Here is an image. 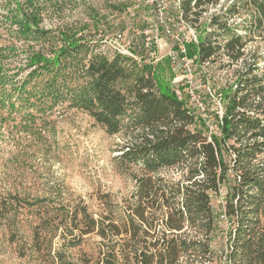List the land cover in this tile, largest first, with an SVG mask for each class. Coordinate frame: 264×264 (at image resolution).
Segmentation results:
<instances>
[{
	"label": "rangeland",
	"instance_id": "obj_1",
	"mask_svg": "<svg viewBox=\"0 0 264 264\" xmlns=\"http://www.w3.org/2000/svg\"><path fill=\"white\" fill-rule=\"evenodd\" d=\"M177 1L0 0V264H54L55 252L64 253L73 264H83L84 258L89 260L88 264H102L104 252H109L115 242L130 241V234L113 236L108 231L103 239L92 233L78 242V238H73L78 233L76 230L72 236L63 232L64 227L58 224L61 215L81 202L95 218L104 217L105 224L113 223L122 232L129 218L140 224L131 212L142 203L147 206L144 213L147 225L143 228L147 227L144 230L149 235L154 234V229L155 232L165 229L168 212L161 205L182 204L180 195L173 193L200 179L192 177L189 166L193 162L190 161L151 172L142 167L141 159L123 155L128 146L149 137L146 130L142 132L128 125L126 115L122 116L119 131L108 134L82 108L69 105L70 99L45 115H26L24 109L15 114L10 113L9 108V103L19 104L16 85L31 70L26 67L28 56L37 53L52 56L51 52L66 42L84 43L89 48L70 61L73 71L94 54L112 57L117 33L130 42L129 51L136 55L140 52L156 55L159 48L164 52L174 49V43L163 35V26L167 24L172 28L171 24L176 23ZM203 1L205 3L196 9L200 12L198 17L189 13L198 42L206 39L223 45L228 40L226 33L232 30L235 34L240 32L244 45L241 61L236 63L218 52L196 73L205 117L202 119L193 112L196 119L190 129L208 137L212 127L211 137L219 134L215 108L219 103L222 111L225 110L243 73L251 71L249 78L264 75V24L259 25V17L248 0ZM232 6L234 13L225 17ZM215 17L221 29L211 25V18ZM168 18L172 22L167 21ZM21 21H27L31 27L29 34L18 30ZM144 38H150V50L143 47ZM195 46L196 43L187 46L191 59L196 58ZM154 59L151 57L148 62L144 58L141 63L148 66L158 80L165 82L173 94L174 90L183 92V86L172 84L167 59L158 62ZM6 79L14 85L11 92ZM41 80L36 78L35 82ZM81 82L82 79L76 77L68 84L74 89L73 86H80ZM257 86L263 91L246 101L249 111L253 112L258 105L257 108L264 109V82L255 88ZM257 161L264 162V153L257 156ZM224 193L221 189L220 195L211 196L216 228L209 235L211 259L208 264L225 262V237L230 226L223 216ZM56 215L60 217L55 220ZM39 225L43 227L39 234L46 237L39 243L38 252L34 247V233ZM183 225L181 232L192 236L189 225ZM149 237L142 239L153 242L154 237ZM131 242L136 241L127 243ZM128 264L137 263L131 260Z\"/></svg>",
	"mask_w": 264,
	"mask_h": 264
},
{
	"label": "trees",
	"instance_id": "obj_2",
	"mask_svg": "<svg viewBox=\"0 0 264 264\" xmlns=\"http://www.w3.org/2000/svg\"><path fill=\"white\" fill-rule=\"evenodd\" d=\"M179 1L182 16L194 23L189 16L198 17L200 12L196 9L205 2ZM248 3L255 8L259 25L264 24V0H248ZM234 11V6L230 7L225 17ZM212 25L222 28L218 17L213 18ZM18 27L22 34L31 32L27 21L19 22ZM226 34L228 40L223 45L206 39L198 42L195 46L197 61H210L218 52L234 62L241 59L244 47L241 37L232 30ZM86 49L89 48L84 43L66 42L53 50L52 56L38 53L28 56L26 67L31 70L16 85L19 104L9 103L10 113L19 114L16 111L24 109V114L31 116L32 113L51 114L56 105L70 99L69 105L82 108L108 134L119 131L122 116L126 115L128 125L142 132L146 130L149 137L128 146L123 155L141 159L142 167L151 172L190 161L193 162L189 166L192 177L200 179L173 193L180 195L182 204L161 205L168 212L165 229L158 232L154 229V234L149 235L144 230L147 227L143 228L147 225L144 218L147 206L142 203L131 212L140 224L129 218L120 232V227L110 222L105 224L104 217L95 218L78 202L58 220L64 227L63 232L72 236L76 230L78 233L73 238H78V242L92 233L105 239L108 231L113 236L130 234L129 240L136 241L115 242L109 252H104L102 264H128L131 260L137 264H208L211 259L209 235L216 228L211 196L220 195L224 189L223 216L230 226L225 237L224 264H264V162L257 161V156L264 153V109L257 108L258 105L255 112L249 111L246 102L263 91L261 86L255 88V85L264 82V75L249 78L251 71L243 73L219 122V134L207 140V136L190 129L196 119L193 111L176 98L165 82L151 74L148 66H138L130 58L117 54L112 57L94 54L86 62L81 61L74 71V68L70 70V61ZM35 77L42 80L35 82ZM76 77L82 82L73 89L68 81ZM7 79L11 92L14 85ZM241 92L245 94L238 96ZM59 217L56 215L54 219ZM183 223L192 229V236L181 232ZM49 225L47 223V227ZM41 229V225L37 226L34 233V247L38 252L39 243L46 237L39 234ZM146 236L154 237V241L147 243L142 239ZM52 260L54 264H73L62 252L53 253ZM82 262L88 264L89 260L84 258Z\"/></svg>",
	"mask_w": 264,
	"mask_h": 264
},
{
	"label": "built area",
	"instance_id": "obj_3",
	"mask_svg": "<svg viewBox=\"0 0 264 264\" xmlns=\"http://www.w3.org/2000/svg\"><path fill=\"white\" fill-rule=\"evenodd\" d=\"M179 3L180 1L178 0L176 6L179 13L176 16V23L171 24L172 28H169L167 24L163 26V35L165 38H168L174 43V49H169L168 51L164 52L161 48H159L158 53L156 55L153 52H149L145 55L140 52L138 55H136L135 53L129 51V49L131 48L130 42L126 41L124 39L123 34L121 33H117L114 37L112 47L115 54L120 55L122 57L130 58L138 66H145V64L141 63V59L144 58H147L148 62L151 61V57H155L154 62L167 59L168 63L170 64L171 72L173 75L172 84L178 87H184L183 92L174 90V95L177 99L182 100L191 111L195 112V114L198 113L199 117L203 119L205 117V108L203 106V98L201 97L202 94L199 91L200 84L197 80L196 73H198L197 71L202 69V66L207 65L209 61L200 63L197 61L196 58L191 59L188 56L187 46L192 43H196L197 45L198 40L195 33V29L192 26L194 25V23L192 24L182 16ZM193 4L194 2H191V6H193ZM212 20L213 18H211V25ZM167 21L172 22L170 18H168ZM237 35L241 37L240 32H238ZM149 39L150 38L143 39V47L148 50H150L151 45L149 43ZM239 61H241V59L236 61V63ZM237 88V85H235V89ZM214 114L218 117V120L220 122L224 111H222V108L220 107L219 103L215 108ZM209 129L210 130H208V140H210V135L213 131L212 127H210Z\"/></svg>",
	"mask_w": 264,
	"mask_h": 264
}]
</instances>
